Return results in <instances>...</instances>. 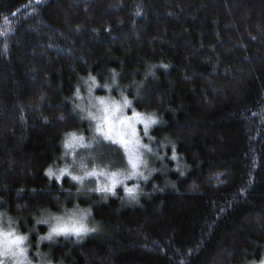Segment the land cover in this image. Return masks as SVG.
Wrapping results in <instances>:
<instances>
[{"label":"trees","instance_id":"trees-1","mask_svg":"<svg viewBox=\"0 0 264 264\" xmlns=\"http://www.w3.org/2000/svg\"><path fill=\"white\" fill-rule=\"evenodd\" d=\"M91 96L157 119L137 175ZM74 213L96 231L40 239ZM0 230L26 264H258L264 0H0Z\"/></svg>","mask_w":264,"mask_h":264},{"label":"rangeland","instance_id":"rangeland-1","mask_svg":"<svg viewBox=\"0 0 264 264\" xmlns=\"http://www.w3.org/2000/svg\"><path fill=\"white\" fill-rule=\"evenodd\" d=\"M89 97V96H88ZM89 108L91 109V114L89 117L94 121L95 123V129L97 130V133L103 134V136L111 140L113 142L119 143L122 145L128 155V158L130 155L132 156H138L141 157L140 154L142 152V144H141V136H140V130L141 127L144 131V125L140 122L139 119H137L136 116L133 115L134 111H131L129 109V105H125L124 103H121L119 101L115 100H104L105 103L101 104L99 102V99H94V96H91V99L89 98L88 101H90ZM93 101V102H92ZM128 106V107H127ZM107 109V111L105 110ZM125 117H130L131 120H125ZM141 119H146V117H143L141 115ZM121 121H124L121 123ZM130 124L135 125L136 133L133 135L132 128L129 126ZM98 127L101 130H98ZM111 127V132H109V128ZM123 139L127 141V147H125L124 144L120 143V140ZM139 140V143H136V141ZM87 144L82 143L79 147H76V151L73 152L71 157L74 159L77 157V155H80V152L83 151L86 148ZM95 144L90 143V147L93 148ZM129 175V174H128ZM109 179L105 180L108 184L112 183V177H108ZM115 180H118V177L115 178ZM62 222L67 224L69 228L75 226H79L83 224L86 227V215L82 213H74L69 214L62 218ZM57 224V220H54V223L52 227H54ZM87 228V227H86ZM51 231V230H50ZM6 231L0 230V261H5L6 259H11L12 257H15L13 259V264H26L25 261V255L20 254L19 248L16 245L8 244L7 241L13 239L14 237H6ZM68 234L76 235L75 233L69 232ZM84 234V233H82ZM54 235H67V234H56ZM21 247H25L24 245ZM7 250V251H6ZM12 264V263H9ZM259 264V263H258Z\"/></svg>","mask_w":264,"mask_h":264},{"label":"snow or ice","instance_id":"snow-or-ice-1","mask_svg":"<svg viewBox=\"0 0 264 264\" xmlns=\"http://www.w3.org/2000/svg\"><path fill=\"white\" fill-rule=\"evenodd\" d=\"M164 67H167L166 65ZM92 81H93V84H95V80L96 78L94 76H90L89 77ZM113 79H115V73L113 75ZM91 91V88L89 89ZM99 99V102L101 104H104L105 101L103 98H98ZM124 104L125 105H129L130 104V101L127 100V98L124 99ZM107 111V109H105ZM134 116L137 117V119L140 120L141 123H143L144 125V133L145 135L148 134V127L150 124H155L157 123V119L154 117V116H149L148 118L146 119H141V114L139 113H133ZM125 120H128L130 121L131 118L130 117H125ZM124 121H121V123H123ZM131 128H132V133L133 135H135L136 133V129H135V125L134 124H130L129 125ZM98 130H101L99 127H98ZM109 132H111V127L109 128ZM70 136V139L68 141H66L65 143V146L67 148H73L75 144L79 143L80 141L83 140V137H77L74 133L72 134H69ZM151 139V137H150ZM120 143L124 144L125 147H127V141L121 139L120 140ZM136 143H139V140L136 141ZM143 147L145 149L148 150V152H151L152 149L149 148V146L147 144H144ZM172 159H176V155H175V146H173V156H172ZM129 163L131 165V168H132V172L129 173V177L130 176H134V175H137V169H138V165L140 163V158L138 156H132L130 155L129 156ZM66 172H68V169L67 167L63 168V169H60V175H56L55 172H53L52 168L50 167L48 170H47V175L49 177H52V176H55L57 180L60 179L61 176H63ZM69 175H71V173H68ZM141 176L143 175V173H139ZM85 175H88V176H95L96 175V172L95 170L93 171H90V172H86ZM116 176V173H112L111 174V177L113 178L112 179V185L114 186L116 183H118L117 180L114 179V177ZM129 177H125V178H129ZM73 180H76V181H82V177L80 176H72L71 177ZM145 179H147V177H144ZM113 186H105L103 188H97L96 190L97 191H104V192H113ZM126 187V190L127 192L132 195V198L135 199V190L134 188H127ZM56 220H57V224L51 228V231L50 233L48 234V236L46 237H41L40 239L43 240V239H51L52 238V234L53 233H56V234H68L69 232H72V233H75L77 236L81 235L82 233H86V232H89V231H96L95 228H92V229H88L86 228L83 224L79 225V226H73L71 228H69L67 226V224L63 223L62 222V218L61 217H56ZM37 223H48V220H37ZM6 237H14L13 239L11 240H8L7 243L8 244H13V245H16L18 248H19V252L20 254H25L26 253V248L25 247H21V245L24 244V242L26 241L27 237L25 236H21V235H15L14 234V230L12 232H8L5 234ZM7 251V250H6ZM0 264H3V261H0ZM253 264H255V262H253ZM259 264H264V258H262L260 261H259Z\"/></svg>","mask_w":264,"mask_h":264}]
</instances>
